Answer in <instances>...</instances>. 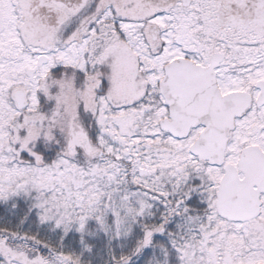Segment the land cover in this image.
<instances>
[{"label": "snow or ice", "instance_id": "6c2138e0", "mask_svg": "<svg viewBox=\"0 0 264 264\" xmlns=\"http://www.w3.org/2000/svg\"><path fill=\"white\" fill-rule=\"evenodd\" d=\"M0 264H264V0H0Z\"/></svg>", "mask_w": 264, "mask_h": 264}]
</instances>
